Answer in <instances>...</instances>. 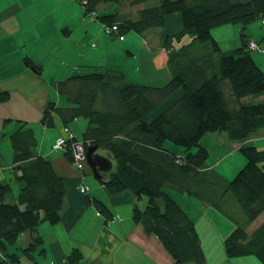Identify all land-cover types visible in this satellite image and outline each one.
Masks as SVG:
<instances>
[{"label":"trees","instance_id":"16d2710c","mask_svg":"<svg viewBox=\"0 0 264 264\" xmlns=\"http://www.w3.org/2000/svg\"><path fill=\"white\" fill-rule=\"evenodd\" d=\"M123 1L126 0L81 3L86 13L97 15L98 3ZM152 1L156 3L149 4ZM129 3L141 6L137 17L118 11L101 17L110 25H118L115 35L125 37L129 31L144 33L161 28L170 15H181V31L164 41L170 78L162 84H136L129 82L122 71L97 70L55 80L57 91L67 103L50 101L41 123L55 127L58 116L64 127L74 129L76 122H86L74 129L75 134L78 132L76 138L83 139L87 147L98 144L111 155L114 164L99 182L111 195L130 190L137 200L147 196L145 208L135 203L133 217L142 223L146 233L160 238L177 264H207L197 224L178 195L193 196L234 217L236 225L224 241L229 259L254 255L264 264V222L248 231L264 213V148L248 142L254 132L264 127V103L254 101L264 94V71L253 59L246 33L240 35L239 46L227 51H222L212 33L214 27L223 24H241L244 30L256 19L264 20V0ZM186 35L190 36L188 40H184ZM177 91H181L180 96L153 119H146ZM9 96L7 92L0 93L1 100ZM17 122L18 127L8 136L14 151L13 169L21 186L16 200L6 201L11 185L0 178V264H38L33 252L44 243L38 226L43 221H60L67 188L52 161L36 151L33 129L25 121ZM217 132L242 142L239 147L246 163L230 179L208 165L210 151L201 142L207 133ZM167 141L179 145L185 153L170 151ZM64 151L73 163L71 145ZM231 194L244 213L242 223L224 207ZM86 198L107 220L114 218L106 202L89 195ZM25 231L32 233V239L21 248L31 262L11 251ZM229 259L225 264H232Z\"/></svg>","mask_w":264,"mask_h":264},{"label":"crops","instance_id":"0c3cea01","mask_svg":"<svg viewBox=\"0 0 264 264\" xmlns=\"http://www.w3.org/2000/svg\"><path fill=\"white\" fill-rule=\"evenodd\" d=\"M20 2L22 1L0 0V26L4 31L0 35V93L7 92L10 95L5 100L0 99V131L9 134L18 127V120L27 122V126L33 129L37 138L36 151L52 161L57 172L64 177L67 188L60 221L54 224L43 221L38 226L37 232L42 236L44 243L33 252L34 260L38 264H177L160 238L146 233L142 223L135 221L133 211L137 198L131 191L124 190L111 195L104 183L100 182L94 187L93 192L91 186L88 193L80 190L82 175H87L85 168L83 171L79 170L64 150L53 148L57 137L65 135L64 125L59 123L56 116L55 127L60 124V129L52 130L51 136L48 137L47 132L50 128L42 124L41 119L50 101L65 102V98L56 89L55 80L67 76L97 70L102 72L114 70L122 71L129 82L136 84L166 82L170 78L168 55L159 50L163 46L162 38L167 33L165 30L169 29L171 22L173 24L175 22V28L171 27L174 29L170 32L181 31L183 27L181 15L177 13L170 15L166 20V26L159 27L160 35L145 42L144 33L130 31L125 34L124 39L104 33L103 24L106 20L103 21L101 17L116 11L123 14L124 12L117 9V6L112 10L107 4L105 6L98 3L96 11L100 18L92 21L86 15L87 9L79 3L80 1L63 0L65 7L62 24L55 26L54 23L30 29L22 17L24 8ZM103 6L105 7L102 8ZM99 7L107 11L101 14ZM153 29L156 28L148 31ZM230 29L234 30L232 41L229 40ZM212 33L220 42L222 51L233 50L239 46L240 35L243 33H246L248 40H257L264 47L262 18L250 23L244 30L241 24H223L214 27ZM154 41L156 44H153ZM252 55L254 61L264 71V54L252 50ZM35 65L38 66L37 70L33 68ZM176 94L177 97L180 96L181 91H177ZM254 101L264 103V94L256 97ZM78 122L80 125L86 124L84 120ZM76 124L80 128L77 122ZM251 136L249 143L252 142L260 149L264 148V127H260ZM201 142L209 149L208 145L203 143V139ZM222 142L223 145L226 144L225 140ZM241 143L233 141L229 151H225L219 160L217 158L213 162L209 159L214 152L209 149L208 165L230 179L246 162L245 157L236 155L240 151ZM166 146L172 152L185 153L181 147L167 144ZM223 148L227 149L225 146ZM101 153L107 154L103 149ZM224 157L225 160L222 159ZM7 164L5 167L0 166V178L9 181L11 185L9 201L13 202L20 192L21 183L13 169L14 162L8 161ZM11 174L16 179L15 183L9 180ZM86 195L106 202L111 207L114 218L107 220L93 203L87 202ZM178 199L195 220L203 246L204 239L210 235L209 233L213 234L214 229L220 234L221 240L229 235L230 231L226 232L229 224L219 217L215 207L208 206L200 199L189 195H178ZM146 203L142 202L144 206ZM226 205L227 203L224 205L225 208ZM209 215L216 220L217 225L210 222L207 218ZM251 226L248 227L249 232L256 228L251 229ZM31 239L32 233L25 231L19 238L20 244L11 246V251L20 254L23 261L31 262L22 253L21 248L28 246ZM223 261L220 264H223Z\"/></svg>","mask_w":264,"mask_h":264},{"label":"rangeland","instance_id":"374dc122","mask_svg":"<svg viewBox=\"0 0 264 264\" xmlns=\"http://www.w3.org/2000/svg\"><path fill=\"white\" fill-rule=\"evenodd\" d=\"M1 1L8 2V0H1ZM21 1L22 2H20V3H22V8H24V11L22 12V17L26 20L27 25L30 26V29L31 28L37 29V28H41L42 26H45V25H52L54 23H55V26L62 24V21H63L62 16H63L64 7H65L64 6L65 1H64V4H63V0H21ZM77 1L79 2L80 0H77ZM79 3H81V1ZM155 3H156L155 1H152L149 4H155ZM105 4H107L108 7L112 8V10H114V8L117 6V9H119L121 12H124V13L129 12L130 14L133 15V17H137V10H138L137 8L141 7L140 5L131 6V3H129V0H126L125 2L124 1L118 2L115 4L109 3V2L103 3V5H105ZM81 5H82V3H81ZM105 6H103L102 8H104ZM102 8L99 7V13H101V14H103L105 11H107V10H103ZM91 13L93 14V12H91ZM26 15H27V17H26ZM86 15L89 16L92 21H94L91 18V15L89 13H86ZM92 17H93V15H92ZM29 18H30V20H29ZM96 19H98V18L96 17ZM106 22L107 21H105L103 24L104 27L106 26V24H108ZM174 24H175V22H174ZM174 24H173V22H171V26L169 27V29L167 28L165 30V32H167V33H166L165 37L162 38L163 39L162 40L163 46L160 47L159 52L167 53L168 47L164 41L168 35L174 33V32H170L171 29L175 28ZM104 27H103V31H104ZM171 27H174V28H171ZM229 27H232V26H229ZM160 30H161L160 28L159 29L156 28V29H153L152 31H145L144 32L145 42H147V41L149 42V40H152L153 37H158V35H160L159 34ZM233 31L231 30L229 33V35H230L229 40L230 41H232V39L234 38V32ZM2 32H4V31H3V28L0 26V35ZM176 32H180V31H176ZM104 33L106 34L107 32L104 31ZM115 33H111V34L107 33V35L108 34L113 35V36H116V37H119L120 39H122L119 35H115ZM189 37H190L189 35H186L184 37V40H188ZM156 39H154V40H156ZM0 40H1V38H0ZM0 43H1V41H0ZM154 43L156 44V41H154L153 44ZM179 43H181V42H179ZM176 98H177V94L175 93L170 98L164 100L161 104L156 106L155 109L152 110V112H150L146 115V119H152L153 117L157 116L161 111H163V109H165L166 105L167 106L170 105L173 102V100H175ZM60 103L66 104L67 102L65 103L62 101ZM57 119L59 120V123H61L60 118L58 116H57ZM77 123L80 125V122H77ZM60 126L61 125L58 124L57 128L56 127H49L50 129H48V132H47L48 137L51 136L50 133L52 132V130L60 129ZM73 127H75V126H73ZM74 129H78L77 124H76V128H74ZM76 133L78 134L77 131H76ZM64 134H65V130H64ZM225 134H226L225 132L207 133V135H205L203 137V143L208 145V148L211 150V152H214L211 154V158L209 159L210 162L216 161L217 158L219 160L220 156H223L225 151H229V148L231 147L230 145H232L233 141L229 137L226 136L227 134L226 135ZM223 140L226 141V144H224V145L222 144ZM166 144L169 146H172V147L177 146L180 148L179 145L173 144V142H171V141H167ZM224 146L227 147V149L226 148L224 149L223 148ZM180 149L184 150L182 147ZM13 152L14 151H13V147L11 145L10 137L8 136V134H3L2 131H0V153L2 154V158H0V166L1 167H5L6 165H8L7 164L8 161L13 162V159H12V157H13L12 153ZM98 152L101 153L102 149H99ZM236 155L244 158V155L241 151H238ZM222 159L225 160L226 157H224ZM230 160L231 159H229V161ZM225 162H227V161H224V163ZM245 163L243 165H245ZM83 165H84L83 169L85 168L84 170L87 172V175H86L87 178L84 180V183L87 184L88 186H91L92 187L91 192H93L94 187L99 185V181L93 175L92 169H91L90 165L87 164V161H85V163H83ZM243 165L240 166V168L243 167ZM240 168L238 171L241 170ZM235 174L232 175V177H230V178H233L235 176ZM9 180L12 181L13 183H15L16 179H14L13 174H11V176H9ZM81 182H83V180ZM10 197H11V193H9L7 195L6 201H9ZM146 201H147V196H145L143 201L137 200L136 203L138 205H140L142 208H145L146 206H144L143 204L146 203ZM142 202H143V204H142ZM225 202L227 203V205H226L227 211L235 216V218H236L235 220H238L239 222L242 223L243 218H244V213L241 211V209L238 205V202L235 200L234 196L232 194L228 195ZM233 207H235V208H233ZM216 209L219 211V212L216 211V213H218L219 217L226 220V223L229 224V227L227 226L228 229L226 232H228V231L231 232L236 225L235 221L233 220L234 217H233V219L231 217H229L228 213L224 209H221L222 211H220L218 208H216ZM207 218H209L210 222L217 225L216 220L212 216L209 215V216H207ZM263 222H264V213L260 217H258L257 220L253 224H251L252 225L251 229L261 225ZM222 230H224V229H222ZM209 234L210 235L208 237L206 236V239H204V246H205L206 256H207V263L209 262V264H220V262L223 261V259H224L223 264H225L226 261H228V259H229L228 255L226 254V248H225V244H224L226 237H224V239L221 240V237H219L220 234L218 233V231L216 233L215 229H214L213 234L212 233H209ZM18 244H20V242ZM230 262H235V264H262L258 260V258L254 255H244V256H240V257H234L233 261L231 259Z\"/></svg>","mask_w":264,"mask_h":264},{"label":"built area","instance_id":"2783aa9c","mask_svg":"<svg viewBox=\"0 0 264 264\" xmlns=\"http://www.w3.org/2000/svg\"><path fill=\"white\" fill-rule=\"evenodd\" d=\"M83 3H87V0H81ZM90 15L92 13H89ZM93 15V17H92ZM91 15V18L95 21L97 15H95V12H93V14ZM118 29V25H110V24H106V26L104 27V31L107 33H115ZM122 39L124 38L123 36H120ZM94 46V45H93ZM249 47L251 50H258L260 52H262L264 54V47L260 45V43L256 40H251L249 43ZM65 130V134L66 136H59L57 137V140L54 142L53 144V148L55 150L58 149H62V150H66L68 147V144L71 145V153L73 155L74 158V166H76L79 170L83 169L84 165L83 163H85L86 159H87V154H86V150H87V144H84L83 139L76 138V135L73 128L67 126L64 127ZM69 142V143H68ZM83 176V182H81L79 184L80 190L83 193H88L90 190V186H88L87 184L84 183V178L85 176Z\"/></svg>","mask_w":264,"mask_h":264},{"label":"water","instance_id":"95a60500","mask_svg":"<svg viewBox=\"0 0 264 264\" xmlns=\"http://www.w3.org/2000/svg\"><path fill=\"white\" fill-rule=\"evenodd\" d=\"M33 68L37 70L35 66H33ZM99 149L100 147L98 144H90L86 150L87 164L90 165L93 175L98 181L104 179L105 174L109 173L114 167L111 155L99 153Z\"/></svg>","mask_w":264,"mask_h":264}]
</instances>
